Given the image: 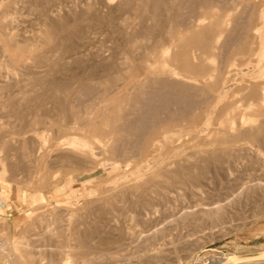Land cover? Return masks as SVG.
Masks as SVG:
<instances>
[{
  "label": "rangeland",
  "instance_id": "obj_1",
  "mask_svg": "<svg viewBox=\"0 0 264 264\" xmlns=\"http://www.w3.org/2000/svg\"><path fill=\"white\" fill-rule=\"evenodd\" d=\"M71 1L73 2L72 4H71ZM77 1L79 3L80 0H74V1L73 0H70V1L57 0L56 2H54L56 4L54 5V8L55 9L59 8V11H60L59 13L64 14V15L66 14L65 11L67 9V6L73 5L75 3L74 9L75 11L77 10L76 11L77 13L75 12L77 16L75 14L72 15V19H71L72 22L71 21L69 22L72 26L68 25V27H65V29L55 32L54 36L53 37L51 36L52 38H50L43 44L40 41L38 43L36 38L34 39L33 37L34 32L37 30L35 28L39 27V24L36 25L37 20H35L36 18L35 14H33L31 10L30 11L24 10L25 13L23 14L22 12V17L26 18L25 22H20V25L23 23L22 24L23 26L17 25L16 28L18 29H16V32H18V30H21L24 34H22V32L20 31L21 34H19L18 38L22 37L20 38V40H23V38H27V40L20 41L17 39V36H16L17 41H20L21 44H23L24 42L32 43V41H34L33 43H35L36 41V43L39 44L37 46L38 47L37 52L41 53L42 49H44L45 51L46 50L45 48H49L52 45L56 46L58 41L60 42V43L58 42L60 45L64 42L63 43V46H64L66 45L65 43L72 44L74 42L73 44H76L78 42L79 44L82 41L86 42V39H89L90 37H92L91 40L89 41L91 43H94L95 46L98 45L99 47H102L104 46V44H107V45L110 44L108 47L115 48L118 45L119 48L121 46L120 50H122L123 52L125 51L124 52L125 54L130 51L129 53L126 54V57L128 56L130 60L128 58H127L128 61L127 59L125 60V63L122 65V67L123 66L124 67L123 68L120 67V69H118L117 71V72L120 71L119 74L117 72H114V73H110V76H107V77L102 76L100 77V79L94 78L93 80H90V81L86 79L88 73H87V68L83 67L85 66L84 65L85 62H83L84 60L76 64L71 62L73 67L70 63L66 62L67 65L69 64V66L67 67L68 70L67 69L61 70L60 72H57L58 75L56 73L54 76L55 78L54 80L57 81L56 78H58V82L59 80L60 82L64 80L65 87H61L53 91L50 90L51 94H54L56 97L60 96V98L57 97V100H59L57 102H55L56 100L52 101L51 99H49L48 101V98L46 100L44 97H41L44 94L42 88L41 89H39L40 87L39 88H29L28 85L26 86L24 85V82H25L24 80L22 81L20 80L21 82L18 81L20 78L29 79L31 76L30 74L26 77L28 73L22 74L18 71L16 72L14 71L13 73L14 75L12 76L11 82L13 81L15 83L16 81V85L12 82L13 84L12 83L11 84L14 85V87L13 86L9 87L12 89L11 91L7 90L8 91L7 93L9 94V97L12 98V100H15L16 98L15 102H17V104L19 103L18 106L20 105V108L22 107V109H24L26 115L23 119L17 120L18 118L17 114L15 116V114L11 113L14 111H10L6 104H3V106L6 105L4 108H2L0 105V127H1L0 128V138L2 137L3 131L8 130L7 132H8L9 137L7 136V138L9 142L11 141L9 144L10 146H12V148H10L9 146H7L8 148L6 147L5 149L0 148L2 149L0 151V158H2V162L0 159V242H4V248L0 250V254H2L0 255V264H49V262H52L53 264H59V263L63 264L61 262L62 259H60L59 256H58L59 260L57 259V255H56V258L54 256H55L56 250L59 249V244L63 245L64 241L65 242L70 241L69 243L67 242V244H70V247L72 248V250L74 249L75 253L77 254V256L74 257L75 259H72L73 256L69 258L70 264H75V263L76 264H90V263L91 264H264V148H262L260 152L262 153L263 151L262 153L263 155L261 154V157L259 158L261 165H257L256 164L257 162H255L256 159H255V152H254L255 149L257 148L256 146L257 140L254 139L255 140L254 141L252 138L247 137L246 135H245L246 137L244 136V132L246 131L245 128L246 129L247 128L251 129L249 127L254 128L255 126H257L258 122L263 120L262 115L261 116L260 114L255 115L256 112L254 111V109H256L259 106L260 100L258 101L257 99L260 97L259 93L261 95V92H260L261 90H259L260 87L258 88V86H255L256 81H257L256 82L257 84L260 82V80L259 81L258 79L256 80L257 68H255V66H257L256 64L259 63L258 59H260V56L264 52V51L262 52V49H264L263 48L264 47L263 45L264 44V40H263L264 28H263V21H262L264 19V16L262 20L261 19L257 20L259 18H258V12H257L256 7L253 9L242 8L243 6L240 3H244L246 2V0H234V1L224 0L225 3L222 0L220 1L219 0H189L190 3H188V0H165L164 3H162V6H161V3L159 4L160 6L158 8L155 7L153 0H151L153 3L150 0H148V2L149 1L150 2L146 4L139 2V0H133V4L131 5V7L129 5L127 6V9L125 7L122 9V11L120 12L118 11V13L115 12L116 17L118 16L122 20L121 22L124 23V26L122 27V33L124 34L125 32H127L130 35L131 34L134 35L132 36L133 37L131 39L132 41L127 42V45H126V43H124V38H123L124 35L120 33L121 35L118 34L119 37L117 36V34L116 36H114L115 34L112 33V29L110 28L108 29V26H103L104 28L100 26L98 27L99 29L97 27L96 28L94 27V30L92 27H91L92 29H88V25H86L87 22L85 20L88 18L89 14L86 15V13L83 14L78 11V8L80 6H78L79 4L76 3ZM89 1L97 2L98 0H89ZM123 1H126V0H123ZM227 1L231 2L230 3L231 5ZM5 2L6 0H0V6L4 4ZM98 7H99L100 12L104 13V11H106L104 7L101 8V6L99 5ZM61 8L65 10L62 11ZM162 8L164 9L161 10ZM209 8H211V10ZM26 13L28 14V16L27 17L23 16V15H27ZM209 13L212 14L211 15L212 17L210 16ZM216 14L219 15V17ZM32 15L34 18L32 17ZM152 15L154 17H151ZM156 15L157 16L159 15L158 17L160 19ZM256 15H257V18L255 17ZM213 17L214 18L217 17V19H215V22L212 23L211 21H214ZM30 18H33L34 20L33 19L31 20ZM143 19L145 20V22H143ZM168 19H170L169 22H167ZM208 19H211V21L210 20L208 21ZM219 20H221V23L219 22ZM33 22L35 23L33 24ZM82 22H85V23L82 24ZM31 23L33 25H29ZM144 23H147L146 26L144 25ZM159 23L161 24L164 23L162 25L163 28L160 26ZM209 23H211V25L213 26L209 25ZM217 23L219 24L217 25ZM126 24L127 26H125ZM155 24L159 25L162 28L158 30L160 33L156 30L157 26L155 27ZM220 24H222V27L220 26ZM85 25L87 26V29L85 28ZM230 25H233V26H230ZM147 26L154 27V30H153L154 35H157L158 33L162 35L163 33L166 35H162V36L165 37V39L169 38L170 40L169 39L161 40L160 44H158L156 48L151 47L150 41L152 42L154 38H152V36L151 38L149 37L150 39L148 37L146 38V36L141 32L142 29ZM219 26L223 29H221ZM210 27L212 30H214V28L216 27H217L216 29L220 28L221 32H219V34H216V35L214 34L215 35L214 37L213 34L212 36L207 31V29H209ZM256 27H259V28H256ZM101 28L105 31L100 30ZM105 28L109 31H107ZM204 28H206L205 29L206 31L204 30ZM163 29L166 33L162 31ZM254 29H257V30H254ZM87 30H91L93 32L87 31ZM138 30H141V31L139 32ZM199 30L204 31V33L200 32ZM253 30L255 34L254 32H251ZM95 31L97 32L102 31V33L105 36H103L102 33H100L102 34L100 36L99 32L96 33L97 34L96 36V34H94ZM86 32L87 33L89 32V34H87ZM239 32H240V36L238 34ZM91 33L93 34L91 35ZM189 33L192 34V36ZM195 33L196 34L199 33L200 36L198 34H197L198 36L195 35ZM139 34L141 35L139 36ZM178 34L179 35L182 34L181 36L185 38L186 42L184 43L186 44L191 43L193 45L196 44L194 46L190 44L187 45L188 46L187 49L189 50L188 56H190L188 57V63H190V65L192 64L193 66H192V69L190 68L188 69L189 71H187V69L183 68V65H181L180 57L178 58V61H179L178 62L174 60L172 61L171 57L167 56V60L165 59L166 60L165 62L167 63L168 66L169 64H171V62L173 63L170 66L171 68L174 67L173 71L178 73V76H177L178 78L167 77L166 75L159 73V69L157 67L161 66V64H160V61H158L159 58L156 57L157 53L155 50L161 47H165L166 45L170 43V41H173L172 43H175L174 39L177 37ZM85 35L86 36L88 35V38L85 37L86 39H84ZM241 35L244 36L247 42L244 40L243 36ZM62 36L63 38H61ZM68 36L73 37L74 40L72 38L70 39ZM29 37L32 38L33 40L30 41L31 39ZM120 37L122 38L120 39ZM195 37H198L199 45H198V42L196 43V41L198 40H196L197 38L195 39ZM204 37H206V39L207 37L212 38V40L208 38L212 43L211 50L202 49L203 47H201L202 46L201 44L205 41ZM240 37L241 39H239ZM186 38H188V40ZM251 38L252 39L254 38V40H252ZM105 39L106 41H104ZM111 39H115L113 40L114 43H116L115 41L119 43L115 44L116 45L115 46L113 45L114 43ZM95 40H97L98 42L96 41L95 43L94 42ZM101 40L104 41V43L101 42ZM240 40H241V44L239 45V43H236V42H239ZM122 41H123V45H122ZM100 42L102 43L101 46L100 44H98ZM257 42H258V45H257ZM128 44L130 46H128ZM251 44L255 46H251ZM40 45L42 46L40 47ZM107 45H106V48H107ZM197 45L199 47L196 48ZM231 45L232 47H230ZM236 45L237 46L239 45L240 48L237 49ZM233 46L234 48L237 49L238 52H235L236 50L234 51ZM194 47L196 50L194 49ZM242 47L244 48L246 47V49ZM250 47L253 49H251ZM149 48H152L153 50L152 49L150 50ZM173 48H175V50L176 49L178 50V48L180 47L177 46ZM198 48L202 49L200 51L201 52L203 51V52L199 54ZM102 49H105V48H102ZM133 49L134 51L138 50V54L136 51H135L136 53H134ZM248 49L249 51H246ZM48 50H46V52L42 50V52L44 54L45 53L48 54L47 53ZM253 51H254L255 56L260 54L259 57L256 56V58L254 59L255 56L252 55ZM239 52L242 53L243 56L242 54H239ZM249 52L251 53L252 56H248ZM16 53H20V51H16ZM144 53L147 55H145ZM23 54L28 55L27 57L24 55L25 61L27 60L26 61L27 63L32 64V61L34 60L32 58L33 56L31 57V54L26 53V52H23ZM194 54L196 55L194 56ZM197 54L203 57L201 58V56H199L200 57L199 58ZM132 55H134L136 58L135 57L133 58ZM138 55L140 56V58H138ZM30 58H32L33 60L31 59L30 61ZM131 59H133V61ZM254 60L255 62H253ZM155 61L157 62L155 63ZM82 62H83V65H82ZM129 62L130 64H126ZM132 62L134 63L132 64ZM152 64L155 69L154 68L152 69ZM226 64L228 67L226 66ZM155 65L157 67H155ZM194 66L203 67L205 71L203 69V71L200 72V70L198 69L196 70ZM240 67L242 70L240 69ZM149 68H150V71H149ZM246 69L250 71H247ZM132 70L134 71L132 72ZM253 71H256L254 72L256 74H252ZM129 72L131 73L129 74ZM18 73H20V76ZM145 73L147 75H145ZM181 74L183 75V77ZM210 75H211V78H209V81H208L207 77H210ZM148 76H151L152 78L151 77L148 78ZM184 76L186 77L188 76L189 78L188 77L186 78ZM214 76L217 77V80H216V77L214 78ZM254 78L256 81H253ZM146 81L148 85L145 83ZM212 81L213 82L218 81V82L214 84ZM64 82H61V83H64ZM164 82H167L168 84L171 85V87L166 88L168 89L166 91H169V92H166L165 94H163L165 92L164 91L165 89L162 90L159 87L161 86L160 84ZM211 82H212V85H210ZM139 83L142 85H140ZM87 84H90L89 85L90 89L86 91L84 90L85 89L84 87ZM18 85L19 87H17ZM20 85L22 86L21 88H20ZM137 85L139 86L137 87ZM176 85H177V88L179 89H181V87L183 88L186 87V90L188 89L187 90L188 95L191 93H194L195 96H191V95H194V94H191L190 95L191 98L189 99L192 101V97L193 98L195 97L193 100L194 102L195 101L196 102L192 104L193 101L191 103L189 99L188 101L187 99L186 100L184 99V101L179 100V102L176 99H172L174 97L173 95L174 92H172V94L170 93L171 91H173L172 86L176 87ZM179 85L181 87H178ZM182 85H185V86H182ZM200 85L203 87H201ZM21 89L23 92L21 91ZM195 89H197V91H195ZM202 89L204 92L202 91ZM181 90L179 92H181L182 94L186 92L184 89L182 91ZM229 92H230V95H229ZM155 93L156 95L160 93L158 95L160 98L158 96L156 97ZM167 93H169L168 97L166 95ZM3 94L0 96H3ZM24 94L25 96L31 97V98L35 96L34 97L35 99L32 98L30 100L29 98L28 100L29 102L27 101V105L29 106L24 105L26 103H24V101H22L21 99L22 95ZM228 96L229 98H227ZM37 97H39L41 100ZM125 97L127 98V100ZM154 97H156L157 99ZM163 97L164 99H162ZM4 99L5 97H2L1 100H4ZM19 99L22 101V103L20 102ZM158 99L160 100L158 101ZM35 100H36V103H34ZM39 101H41V103ZM232 102H235V104L238 105L237 107L238 110L235 112V115H236L235 118L237 120L233 124V126L228 127L226 124L228 122L226 113L229 112L228 111L230 109L229 106H230V103ZM248 103L249 105H251V109L250 108L246 109ZM254 103L256 104L254 105ZM235 104H232V105H235ZM191 105L193 106L194 109L191 107ZM25 107L26 108L29 107V109H26ZM157 107L158 108L160 107V108L158 109ZM174 107L175 109H172ZM149 108L153 110L158 109L157 111H154V112H157L159 117L160 116L163 117L162 120L164 119V117L166 118L167 121L166 120H163V121L161 120L162 122L159 121V123H156L157 126L153 127V129L158 127L156 129L157 131L158 130L163 131L165 128L168 127L167 130L166 129L164 130L165 136L167 135L166 136L167 138L164 136H161L162 134L159 135L157 131L153 132V129L150 134H145L143 133V131L142 132L139 131V133H136L135 135L134 134L135 129L133 131V126L131 125V127H128L130 126V124L126 126L127 124L125 123L126 121L130 123L129 121L132 117H135L137 115L138 116L143 115L145 113V110H147L146 112L151 111L150 113H153L152 112L153 110H150ZM189 108H192L190 110L191 112L194 110L192 114L188 110ZM7 109L9 111H7ZM170 110L171 111L173 110V111L171 112ZM188 111L190 113H188ZM3 112H10L11 114L8 113L7 118L5 117L2 118L1 115ZM221 112L223 113V115ZM38 113H40L41 115ZM240 113L243 115L245 114L243 116V119L246 122L244 121H243L244 123L239 122L240 120L238 119L241 115ZM169 114H171V116ZM173 114L175 115V117L173 116ZM252 114H254L253 117L251 116ZM73 115L77 117L75 118L76 121L74 119L72 120ZM167 115H168V118H167ZM191 115L192 117L188 118ZM59 116H61V119L59 118ZM124 116L125 118H127L126 120ZM223 116H225L226 119H224ZM249 116L250 118H252L251 121L250 120L248 121ZM63 118L65 120L64 123H68L69 121L70 122L79 121V122L75 123L74 128H71V129L67 128L69 131L68 132L67 130H64V128L66 127H64L65 125H63ZM128 118H129V121H128ZM223 119L225 121L227 120L226 123L225 121H223ZM2 120H4L3 121L4 123L2 122ZM54 120L56 121V123ZM104 121H105V124H104ZM164 122L167 123V125L164 126L165 124ZM222 122L224 124V127H223ZM79 123H81V125ZM121 123L124 127L121 125ZM32 124H34L35 126L34 125L32 126ZM61 125L63 126V129ZM225 125L226 127L230 129L228 128L225 129ZM2 127L4 128L3 130H2ZM77 127H79L80 130ZM80 127L81 128L83 127L82 128L83 132L81 131ZM131 129L133 132L131 131ZM84 130L85 131L88 130V132H84ZM221 131L223 134L222 136L223 138L221 137L222 135ZM130 132L132 134L128 135ZM73 134L74 136H77V137H81L82 135L83 136L87 135V138H91L90 135L96 136L97 142L96 140H92V139H90V141H92L93 146L94 145L96 146V147L94 146L96 148L95 149L96 151L94 150L96 152L95 154L99 155V156L97 155L95 156L97 163H95L92 166H88L83 163L80 165L74 164V163L72 164L66 163V162L61 163V161L58 160L57 156L61 154V152L66 153L67 151V148L65 147L67 145H65L64 142L66 143V141L69 138H71ZM152 134L155 136H153ZM239 134L240 135L242 134V135L240 136ZM151 136H153L154 138V140L152 139V143L156 142V143H153L154 145L150 143L151 138H152ZM146 137L148 138L146 139ZM148 139H149V142H148ZM146 140L148 143H150L149 145L146 142ZM217 140H218V144H217ZM124 141L125 143L126 142L127 143L123 145L122 147V145L120 144L121 142L123 143ZM128 141L130 144L128 143ZM119 146L120 148H117ZM125 146H128L127 149ZM131 146L132 147L134 146V149ZM124 147L126 150H131V151L129 152V151L124 150ZM236 148H237V151H236ZM114 149L115 150L119 149V151L118 150L114 151ZM121 149L124 151L123 152L124 154L120 153ZM216 149L217 151L224 150V149H225L224 151H226V149L228 151L230 149L232 152L231 151L229 152H231L232 154L234 151L233 155H235L238 158V163L236 165H233L234 167L232 166V169L230 170L231 172L229 171L227 172L223 169L218 170L217 171L218 173L216 172L217 178L216 177L215 179L213 178L214 180L208 183L209 185L207 183L205 184L204 182L203 183L204 187L202 186L200 188L201 190L196 189V188H190L187 185H175L173 187L168 188L167 194L169 193L168 194L169 196L166 194L165 197L168 196L166 198V201L163 200V203L160 202L161 204L159 203L157 204V206L155 205V209L153 208L152 211L150 210L149 213H146V216L144 213L133 215V213H131L130 211H127L128 213L130 212L129 214H127L125 210L122 211L119 208L120 202L116 201L117 198H115V194H117L119 191L123 189L125 190V188L128 190L129 189L131 190L132 187L130 186H132L134 183L136 184L137 180L139 181L141 179L148 178L151 175H153L152 177L155 178V176H157L155 173H158L157 170H162V169L164 170L166 168L165 167L166 165L168 168L170 166L174 167V163L178 162V160L179 162L180 161L182 162L183 160V162L186 163V161L193 160V157L197 156L198 154L200 153L204 154L205 152H209V150L212 151L213 153L215 152L217 154H221L222 151L217 152ZM198 151L199 152L201 151V152L199 153ZM131 152L134 154H131ZM126 153L127 155L129 153L130 154L127 156ZM133 157L135 158L133 159ZM114 158H115V161H113ZM13 166H15L14 167L15 169L12 168ZM48 167L49 168L51 167V168L49 169ZM9 169L11 171H9ZM170 169L172 168H169L168 170ZM208 169L210 170L212 174L213 172L212 167L210 168L209 166ZM210 172H208L207 175H209ZM156 178L159 179L160 177L157 176ZM202 202L212 203L213 206L217 204L216 202H219L218 204L222 205L224 215H221L222 217L218 218V220H216L213 224L209 222L208 218L206 219V217H204L202 214H199V213L198 214L191 213L188 216H186V218L182 217L183 216L182 214L188 211H196L198 209V204ZM113 208L115 210L119 209V215L116 216L118 219L114 217V220H115L113 221L114 223H112V225H108L107 227L108 229L106 230V239L108 241V244H103L104 247H102V248H107V251L109 248V251L103 252L105 256H103L104 254L102 253V251L100 254L96 251H92L94 253L90 252L89 250L87 251V249L83 248V246L78 243L77 241L78 237L75 233H73V230L71 229H74L75 227V229L78 228V230L81 231L84 228L83 223L85 222L88 223L87 219H89L90 221V218L92 219L93 217H96V214L98 211H103V210L109 211ZM75 216H77L76 218L80 219L81 222H79V220L74 219ZM81 216L83 217L81 218ZM54 220H55V223L53 222ZM71 223L74 225L76 224V225L71 227L70 226ZM68 226H70L71 229L69 230L72 233L68 234L69 238L68 236L66 237L65 235V239L63 241L62 239L64 238V233L65 232H66L65 234L69 233V231L67 232V229H66L68 228ZM59 233L62 237L58 236ZM120 237L122 238V241L120 240V242H122L121 243L122 246L120 250H118L117 252H113V249L117 250V248H114L113 245H110L109 241L120 238ZM60 240H62L63 242L61 241L62 243L61 242L59 243ZM15 242H17L18 246L16 245ZM55 245H57L58 247H56ZM53 247L54 248L56 247V248L54 249ZM99 248L101 249V247ZM84 249H85V252H84ZM41 250H43V252ZM79 252L81 253L79 254ZM87 252L89 253V256L87 255L88 254ZM40 253L42 256L40 255ZM92 254L94 255L92 256ZM85 255H87L90 259H88L87 256L85 257ZM94 257L96 258L94 259ZM49 258H55V259H51V261H49L48 260ZM77 258L80 261L77 260V262H75ZM85 258H87L86 260H88V263H86L87 261L85 260ZM92 258L94 262L91 261ZM97 259H98V262H97ZM31 260L33 262L34 261L36 262L33 263Z\"/></svg>",
  "mask_w": 264,
  "mask_h": 264
},
{
  "label": "bare ground",
  "instance_id": "obj_2",
  "mask_svg": "<svg viewBox=\"0 0 264 264\" xmlns=\"http://www.w3.org/2000/svg\"><path fill=\"white\" fill-rule=\"evenodd\" d=\"M57 1V0H56ZM55 0H6V2L4 3V4H2L1 6H0V95H2L4 92V94H3V96H0L1 98H0V105H1V107L2 108H4L6 105L8 106V109L10 110V111H14V112H11V113H13V114H15V116H16V114H17V120L18 119H23L24 117H25V111H24V109H22V107L20 108V105L18 106V104H17V102H15V100H16V98H15V100H12V98L11 97H9V94L7 93L8 91L7 90H10L11 91V89L12 88H9V87H11V86H13L14 87V85H12L13 83L11 82V79H12V76L14 75L13 73H14V71L16 72V71H18V72H20V73H22V74H24V73H28L27 75H26V77L30 74L31 76H30V78L29 79H19L18 81H22V80H24L25 82H24V85L26 86V85H28L29 86V88H39V89H43V95L41 96V97H44L46 100H47V98H48V101H49V99H51L52 101H54V100H56L55 102H57V101H59V100H57V97H59L60 98V96H55L54 94H51V91L50 90H55V89H58V88H61V87H65V82H64V80L63 81H61V82H64V83H61L60 82V80H59V82H58V78H56L57 79V81L56 80H54L55 78H54V76H55V74L57 73V72H60L61 70H66L67 69V67L69 66V64L67 65L66 64V62H68V63H70L71 64V62L72 63H79V62H81L82 60H84L83 62H85V66H83L84 68L86 67L87 68V77H86V79H88L89 81L90 80H93L94 78L96 79V78H99L100 79V77H102V76H110V73H114V72H117L118 71V69H120V67L121 68H123L122 67V65L125 63V60L128 58V56L126 57V54L127 53H129V52H127L126 54L122 51V50H120L121 49V46H120V48H119V46L117 45H115V44H118L119 42H117V41H115L116 43H114V41L113 40H115V39H111L112 41H113V45H115L116 47L115 48H111V47H108L109 45H107V44H104V46H102V47H99L97 44V46H95L94 45V43H91L89 40H91V38L92 37H90L89 39H86V38H88V35L86 36H84V39H86V42L84 41H82V42H80L79 44H78V42L76 43V44H78V45H76V44H71V43H65L66 45H64L63 46V43H62V41H61V45L57 42V44H56V46H54V45H52L51 47H49V48H45L46 50H48V54H44L43 52H42V50L44 51V49H42L41 50V53H38L37 51H38V45L39 44H37L36 43V41H35V43H33L34 41H32L33 39L32 38H30L29 40L30 41H32V43H27V42H24V43H26V44H21V42L20 41H23V40H27V38H23V40H20V38H22V37H20V38H18L19 37V34H21L20 33V31L21 30H18V32H16V29H18V28H16L17 27V25L19 26L20 25V22H25V19L26 18H23L22 17V12H23V14L25 13V11L24 10H27V11H32L33 12V14H35V16H36V18H35V20H37V24L36 25H38L39 24V27L38 28H35V29H37L35 32H34V35H33V37H34V39L36 38V40L38 41V43H39V41L43 44V43H45L47 40H49L50 38H52L53 36H54V34H55V32H58L59 30H62V29H65V27H68V25H71L69 22L71 21V19H72V15H74L75 14V12L77 11H75V3L73 4V5H68L67 6V9H66V14L64 15V14H60L59 12V8L58 9H55L54 8V5H56L54 2H56ZM62 1V0H61ZM68 1H70V0H68ZM74 1V0H73ZM151 1V0H150ZM149 1V2H150ZM154 1V4H155V7L156 8H158L160 5V3H161V6H162V3H164V1L165 0H153ZM220 1V0H219ZM223 2H224V0H222ZM226 1V0H225ZM231 1H234V0H231ZM248 1V2H247ZM139 2H141V3H149L148 2V0H139ZM152 2V1H151ZM171 2V1H170ZM196 2V1H195ZM227 2H229V1H227ZM2 3V2H1ZM73 2L71 1V4H72ZM76 3H78V1L76 2ZM153 3V2H152ZM151 3V4H152ZM177 3V2H176ZM188 3H190V1L188 0ZM225 3V2H224ZM231 2H229V4H230ZM233 3V2H232ZM59 4V3H58ZM57 4V5H58ZM66 4V3H65ZM64 4V5H65ZM79 4V5H78ZM77 5L78 6H80L79 8H78V11L79 12H81V13H83V14H85L86 13V15H88L89 14V16H88V18L85 20L87 23H86V25H88V29H92L93 28V30H94V27L96 28H98V27H100V26H102V28H104L103 26H108V29L110 28V29H112V33L113 34H115L114 36H116V34H117V36H118V34H123L122 33V27L124 26V23L123 22H121L122 20L117 16L116 17V14H115V12L116 13H118V11L120 12V11H122V9L123 8H125L126 7V9H127V6H129L130 5V7H131V5L133 4V0H126V1H123V0H98L97 2H91V1H89V0H80L79 1V3H78ZM144 4V5H145ZM178 4V3H177ZM185 4V3H184ZM211 4V3H210ZM243 7L242 8H250V9H253V8H257V12H258V18L259 19H257V20H262L263 19V14H264V0H251V1H249V0H246V2H244V3H240ZM60 5V4H59ZM98 5L99 6H101V8L102 7H104L105 9H106V11H104V13L103 12H100V10H99V7H98ZM164 5V4H163ZM186 5V4H185ZM193 5V4H192ZM231 5V4H230ZM233 5V4H232ZM71 6V7H70ZM73 6V7H72ZM169 6V5H168ZM184 6V5H183ZM222 6V5H221ZM60 7V6H59ZM155 7H154V9H155ZM170 7V6H169ZM190 7V6H189ZM200 7V6H199ZM210 7H211V5H210ZM57 8V7H56ZM65 8V7H64ZM103 8V9H104ZM171 8V7H170ZM215 8V7H214ZM218 8V7H217ZM62 9V8H61ZM60 9V10H61ZM76 9H77V7H76ZM164 8H162L161 10H163ZM180 9V8H179ZM199 9V8H198ZM205 9V8H204ZM208 9V8H207ZM206 9V10H207ZM210 10H211V8H209ZM232 9V8H231ZM241 9V8H240ZM250 9H248V10H250ZM65 10V9H64ZM63 9H62V11H64ZM172 10V9H171ZM186 10V9H185ZM209 10V11H210ZM124 11V10H123ZM200 11V10H199ZM152 12H154V11H152ZM151 12V13H152ZM207 12V11H206ZM220 12V11H219ZM239 12H240V10H239ZM28 13V12H27ZM26 13V14H27ZM30 13V12H29ZM77 13V12H76ZM156 13V12H155ZM154 13V14H155ZM182 13V12H181ZM251 13V12H250ZM253 13V12H252ZM80 14V13H79ZM78 14V15H79ZM185 14V13H184ZM210 14V13H209ZM76 15V14H75ZM85 15V16H86ZM124 15V14H123ZM189 15V14H188ZM193 15V14H192ZM196 15V14H195ZM212 14H210V16H211ZM217 15V14H216ZM250 15V14H249ZM23 16H25V17H27L28 16V14L27 15H23ZM77 16V15H76ZM157 16V15H156ZM155 16V17H156ZM159 16V15H158ZM157 16V17H158ZM169 16V15H168ZM208 16V15H207ZM218 17H219V15H217ZM241 16V15H240ZM31 17V16H30ZM32 17H33V15H32ZM80 17V16H79ZM151 17H154L153 15L151 16ZM162 17V16H161ZM209 17V16H208ZM212 17V16H211ZM254 17V16H253ZM256 18H257V15L255 16ZM34 18V17H33ZM33 18H30L31 20L33 19ZM159 18V17H158ZM165 18V17H164ZM168 18V17H167ZM171 18V17H170ZM183 18V17H182ZM234 18V17H233ZM160 19V18H159ZM205 19V18H204ZM212 19V18H211ZM211 19H208V21L210 20L211 21ZM215 19H217V17H213V20L214 21H211L212 23L213 22H215ZM34 20V19H33ZM77 20V19H76ZM82 20V19H81ZM141 20V19H140ZM169 20L170 19H168V21L167 22H169ZM173 20V19H172ZM179 20V19H178ZM249 20V19H248ZM256 20V21H257ZM27 21V20H26ZM160 21V20H159ZM263 21V28H264V19L262 20ZM72 22V21H71ZM143 22H145V20L143 19ZM142 22V23H143ZM176 22V21H175ZM179 22V21H178ZM185 22H186V20H185ZM219 22L221 23V20H219ZM29 23V22H28ZM35 22H33V24H34ZM83 23H85V22H82V24ZM155 23V22H154ZM153 23V24H154ZM187 23H189V22H187ZM186 23V24H187ZM23 24V23H22ZM21 24V25H22ZM27 24V23H26ZM32 23L31 24H29V25H33ZM73 24V23H72ZM146 24L147 23H144V25L146 26ZM160 24V26L162 27V25L164 24H161V23H159ZM185 24V23H184ZM219 23H217V25H218ZM20 25V26H21ZM25 25V24H24ZM85 25V28L87 29V26ZM137 25V24H136ZM143 25V26H144ZM209 25H211V23H209ZM238 25V24H237ZM243 25V24H242ZM262 25V24H261ZM23 26V25H22ZM72 26V25H71ZM125 26H127V24L125 25ZM157 26V27H156ZM159 25H156L155 24V27H156V30L158 31L159 29H162L161 27H160ZM171 26V25H170ZM211 26H213V25H211ZM220 26L222 27V24H220ZM219 26V27H220ZM230 26H233V25H230ZM28 27V26H27ZM37 27V26H36ZM90 27V28H89ZM92 27V28H91ZM209 27V26H208ZM220 27V28H221ZM245 27V26H244ZM33 28V27H32ZM100 29V30H103V29ZM107 28V27H106ZM105 28V29H106ZM217 28V27H216ZM216 28H214V30H212L211 29V27L209 28V29H207V31L212 35H216V34H219V32H221V29H223V28H218V29H216ZM239 28V27H238ZM243 28V27H242ZM256 28H259V27H256ZM261 28V27H260ZM19 29H20V27H19ZM31 29V28H30ZM67 29V28H66ZM99 29V28H98ZM142 29V28H141ZM168 29V28H167ZM206 28H204V30H205ZM216 29V30H215ZM27 30V29H26ZM97 30V29H96ZM107 30V29H106ZM154 27L153 26H147V27H145V28H143L142 29V31L141 30H138L139 32L141 31L145 36H146V38L148 37H150L151 38V36H152V38H154L153 40H152V42L150 41V46L151 47H153V48H156V46H158V44H160V41L161 40H166V39H169V38H166L165 39V37H163L162 35H166V34H163L162 33V35L161 34H157V35H154L153 33H154ZM194 30V29H193ZM192 30V31H193ZM197 30V29H196ZM232 30V29H231ZM234 30V29H233ZM251 30V29H250ZM254 30H257V29H254ZM254 30L253 31H251V32H254ZM23 31H24V29H23ZM86 31V30H85ZM87 31H91V30H87ZM103 31H105V30H103ZM107 31H109V30H107ZM107 31H106V33H107ZM135 31V30H134ZM162 31H164V29L162 30ZM161 31V32H162ZM188 31V30H187ZM200 31V30H199ZM206 31V30H205ZM223 31V30H222ZM22 32V31H21ZM70 32V31H69ZM91 32H93V31H91ZM99 32V34L100 33H102V31L100 32V31H98ZM97 31H95L94 32V34H96V33H98ZM190 32V31H189ZM198 32V31H197ZM200 32H203L204 33V31H200ZM199 32V33H200ZM207 32V33H208ZM234 32V31H233ZM257 32V31H256ZM17 33H18V35H17ZM26 33V32H25ZM33 33V32H32ZM87 33V32H86ZM105 33V32H104ZM164 33H166L165 31H164ZM191 33H193V32H191ZM199 33H197L198 35H199ZM22 34H24L23 32H22ZM85 34V33H84ZM87 34H89V32L87 33ZM93 33H91V35H92ZM98 34V35H99ZM103 34V33H102ZM102 34H100V36L102 35ZM120 34V35H121ZM156 34V33H155ZM187 34V33H186ZM190 34V33H189ZM196 33H195V35H197ZM209 34V35H210ZM239 34V36H240V32L238 33ZM254 34H255V32H254ZM106 35H108V34H106ZM124 43H126V45H127V42H129V41H132L131 39L133 38L132 36H134L133 34H128L127 32H125L124 34ZM122 35V36H123ZM137 35V34H136ZM141 34H139V36H140ZM168 35V34H167ZM179 35V34H178ZM177 35V37L174 39V42L175 43H172L173 41H170V43L168 44V45H166L165 47H161V48H159V49H157V50H155L156 51V57L157 58H159V60L158 61H160V64H161V66H159V67H157L156 65H155V67H157L158 69H159V73H161V74H163V75H166L167 77H174V78H178L177 76H178V73H176V72H174L173 70H174V67H172L171 68V64H173L171 61V64H169V66L167 65V63L165 62L166 60H167V56L168 57H171V59H172V61L174 60V61H178V58L180 57V63H181V65H183V68H185V69H187V71H189L188 69H192V64L190 65V63H188V57H190V56H188L189 55V50L187 49V45H193V44H191V43H188V44H186V43H184V42H186L185 41V38H183L181 35H179L178 36ZM188 35V34H187ZM191 36H192V34H190ZM194 35V36H195ZM197 35V36H198ZM212 35V36H213ZM215 35H214V37H215ZM237 35V34H236ZM16 36H17V39L18 40H20V41H17V39H16ZM22 36V35H21ZM52 36V37H51ZM72 36V35H71ZM96 36H97V34H96ZM99 36V37H100ZM103 36H105L104 34H103ZM111 36H113V35H111ZM144 36V37H145ZM200 36V35H199ZM241 36H243V35H241ZM69 37V36H68ZM80 37V36H79ZM86 37V38H85ZM94 37H95V35H94ZM93 37V38H94ZM107 37V36H106ZM119 37V36H118ZM117 37V38H118ZM236 37V36H235ZM253 37V36H252ZM264 37V36H263ZM61 38H63V36L61 37ZM70 39L72 38L73 39V37H69ZM97 38V37H96ZM95 38V39H96ZM105 38V37H104ZM108 38V37H107ZM114 38H116V37H114ZM122 37H120V39H121ZM138 38V37H137ZM149 38V39H150ZM197 38V39H196ZM208 38H210V37H207V39ZM216 38H217V36H216ZM233 38V37H232ZM243 38H244V36H243ZM255 38V37H254ZM254 38L252 39V40H254ZM59 39V38H58ZM109 39V38H108ZM142 39V38H141ZM148 39V40H149ZM187 40H188V38H186ZM189 39H190V37H189ZM192 39V38H191ZM195 39L196 40H198V37H195ZM204 39H205V41L201 44L202 46L201 47H203L202 49H205V50H211V41L210 40H212V38H210V40L208 39H206V37H204ZM239 39H241V37L239 38ZM238 39V40H239ZM74 40V39H73ZM98 40V39H97ZM97 40H95L94 42L96 43V41ZM103 40V39H102ZM101 40V42H103L104 43V41H106V39L104 40V41H102ZM146 40V39H145ZM170 40V39H169ZM173 40V39H172ZM215 40H217V39H215ZM214 40V41H215ZM244 40H245V38H244ZM263 40H264V38H263ZM89 41V42H88ZM93 41V40H92ZM168 41V40H167ZM192 41V40H191ZM194 41V40H193ZM201 41H203V40H201ZM200 41V42H201ZM213 41V42H214ZM236 41H237V39H236ZM243 41V40H242ZM246 41V40H245ZM249 41H251V40H249ZM20 42V43H19ZM67 42V41H66ZM98 42V41H97ZM98 43V44H100V46H101V44L102 43ZM163 42V41H162ZM198 42V45H199V40L198 41H196V43ZM224 42V41H223ZM244 42V41H243ZM243 42H242V44H243ZM247 42V41H246ZM254 42V41H253ZM252 42V43H253ZM259 42V41H258ZM258 42H257V45H258ZM261 42H262V40H261ZM105 43H107V42H105ZM236 43H239V45L241 44V40L239 41V42H236ZM235 43V44H236ZM245 43V42H244ZM93 44V45H92ZM131 44V43H130ZM214 44V43H213ZM231 44V43H230ZM234 44V43H233ZM249 44H250V42H249ZM255 44V43H254ZM45 45V44H44ZM92 45V46H91ZM106 45H107V48H106ZM122 45H123V41H122ZM125 45V44H124ZM163 45H165V44H163ZM194 45H196V44H194ZM193 45V46H194ZM196 46V48L197 47H199V46ZM239 45L237 46L236 45V48L238 49V48H240L239 47ZM264 45V44H263ZM42 45H40V47H41ZM47 46V45H46ZM45 46V47H46ZM128 46H130L129 44H128ZM142 46V45H141ZM149 46V47H150ZM161 46V45H160ZM159 46V47H160ZM180 47V48H178V50L176 49L175 50V48H173V47ZM224 46V45H223ZM241 46H243V45H241ZM251 46H255V45H252L251 44ZM262 46V45H261ZM123 47V46H122ZM138 47V46H137ZM136 47V48H137ZM148 47V46H147ZM200 47V48H201ZM215 47V46H214ZM227 47V46H226ZM230 47H232V45L230 46ZM229 47V48H230ZM263 47V46H262ZM102 48H105V49H102ZM130 48V47H129ZM132 48H133V46H132ZM139 48V47H138ZM137 48V49H138ZM190 48V47H189ZM200 48H198L199 49V54L200 53H202L200 50H202V49H200ZM233 48H234V46H233ZM233 48H232V50H233ZM236 48H234V51L235 52H238L237 51V49ZM242 48H244V47H242ZM249 48V47H248ZM251 48V47H250ZM260 48V47H259ZM258 48V49H259ZM264 48V47H263ZM150 50L152 49V48H149ZM173 49V50H172ZM192 49V48H191ZM194 49H195V47H194ZM231 49V48H230ZM244 49H246V47L244 48ZM251 49H253V48H251ZM257 49V48H256ZM46 50L44 51V52H46ZM120 50V51H119ZM139 50V49H138ZM138 50H135L136 52H137V54H138ZM153 50V49H152ZM196 50V49H195ZM215 50V49H214ZM242 50V49H241ZM16 51H20V53H16ZM128 51V50H127ZM133 51H134V49H133ZM134 51V53H136ZM246 51H249V49L248 50H246ZM264 51V49H262V52ZM23 52H26V53H30L31 54V57L34 59H32V58H30V61H31V59L33 60L32 61V64H29V63H27L26 61H25V56L27 57L28 55H26V54H23ZM131 52H132V50H131ZM154 52V51H153ZM195 52V51H194ZM193 52V53H194ZM208 52V51H207ZM231 52H233V51H231ZM244 52V51H243ZM260 52H261V50H260ZM259 52V53H260ZM142 53H143V51H142ZM205 53V52H204ZM203 53V54H204ZM245 53V52H244ZM248 53V52H247ZM253 54L252 55H254V51L252 52ZM264 53V52H263ZM262 53V55L260 56V59H258L259 61V63L258 64H256L257 66H255V64H254V66H255V68H257V74L256 73H254V72H256V71H253L252 72V74H256V76H257V78H256V80L258 79V81L260 80V82L257 84L256 82V80H255V78H254V80L253 81H256L255 82V86H258V88L260 87V89L259 90H261L260 92H261V95H260V93H259V98L257 99L258 101L260 100V104H259V106L256 108V106H255V108L256 109H254V111L256 112L255 113V115L256 114H260V116L262 115L263 116V120H261L260 122H256L257 123V126H255L254 128L253 127H249V128H251V129H246L245 128V132H244V136L246 135L247 137H250V138H252L253 140L255 139V140H257V142H256V146H257V148L255 149V159H256V161L255 162H257L256 164L257 165H261L260 164V161H259V158L261 157V154L263 153V151H262V153H260L261 152V150H262V148H264V54ZM145 54V53H144ZM202 54V55H203ZM238 54V53H237ZM239 54H242V53H240L239 52ZM250 54V55H249ZM249 54H248V56H252L251 55V53L249 52ZM258 54V53H257ZM25 55V56H24ZM130 55H131V53H130ZM129 55V56H130ZM145 55H147V54H145ZM170 55V56H169ZM196 54H194V56H195ZM198 55V54H197ZM206 55V54H205ZM260 55V54H259ZM259 55H256V56H258L259 57ZM133 56V58L135 57L134 55H132ZM199 56H201V55H198V57ZM208 56V55H207ZM242 56H243V54H242ZM255 56V55H254ZM256 56L254 57V59L256 58ZM143 57V56H142ZM203 56H201V58H202ZM234 57V56H233ZM232 57V58H233ZM236 57V56H235ZM136 58V57H135ZM138 58H140V56L138 55ZM148 58V57H147ZM154 58V57H153ZM196 58V57H195ZM200 58V57H199ZM239 58V57H238ZM241 58V57H240ZM245 58V57H244ZM252 58V57H251ZM29 59V58H28ZM121 59V60H120ZM129 60H130V58H128ZM128 59H127V61H128ZM166 59V60H165ZM247 59V58H246ZM132 61H133V59H131ZM149 60V59H148ZM168 60H169V58H168ZM200 60V59H199ZM251 60V59H250ZM253 60V59H252ZM257 60V59H256ZM29 61V60H28ZM70 61V62H69ZM198 61V60H197ZM236 61V60H235ZM83 62H82V65H83ZM131 62V61H130ZM130 62L129 63H126V64H130ZM157 61H155V63H156ZM179 62V61H178ZM190 62V61H189ZM201 62V61H200ZM253 62H255V60L253 61ZM31 63V62H30ZM134 62H132V64H133ZM248 63H249V61H248ZM251 64V63H250ZM72 65V64H71ZM80 65H81V63H80ZM146 65V64H145ZM148 65V64H147ZM223 65V64H222ZM177 66V65H176ZM196 66V65H195ZM194 66V67H195ZM201 66V65H200ZM226 66H227V64H226ZM241 66V65H240ZM72 67H73V65H72ZM79 67H81V66H79ZM126 67V66H125ZM228 67V66H227ZM237 67V66H236ZM248 67V66H247ZM250 67V66H249ZM129 68H130V66H129ZM150 68H151V66H150ZM150 68H149V71H150ZM154 67H153V64H152V69H153ZM196 68V70L198 69V70H200V72L201 71H203V67H195ZM225 68V67H224ZM234 68V67H233ZM254 68V69H255ZM74 69V68H73ZM135 69V68H134ZM155 69V68H154ZM184 69V70H185ZM228 69V68H227ZM240 69H241V67H240ZM253 69V70H254ZM68 70V69H67ZM70 70V69H69ZM75 70V69H74ZM82 70V69H81ZM126 70V69H125ZM213 70V69H212ZM225 70V69H224ZM242 70V69H241ZM247 70V69H246ZM131 71V70H130ZM134 70H132V72H133ZM152 71V70H151ZM204 71H205V69H204ZM211 71V70H210ZM236 71V70H235ZM235 71H234V73H235ZM244 71V70H243ZM247 71H250V70H247ZM79 72V71H78ZM120 72V71H119ZM119 72H117L118 74H119ZM146 72H147V70H146ZM199 72V71H198ZM217 72H218V70H217ZM246 72V71H245ZM20 73H18L19 74V76H20ZM67 73V72H66ZM131 72H129V74H130ZM211 73V72H210ZM186 74V73H185ZM184 74V75H185ZM215 74V73H214ZM217 74V73H216ZM232 74V73H231ZM24 75V76H25ZM57 75H58V73H57ZM63 75V74H62ZM61 75V76H62ZM145 75H147L146 73H145ZM182 75V74H181ZM197 75V74H196ZM118 76V75H117ZM179 76H180V74H179ZM198 76V75H197ZM205 76V75H204ZM217 76V75H216ZM216 76H214V78L216 77ZM232 76V75H231ZM22 77H23V75H22ZM81 77V76H80ZM115 77V76H114ZM151 76H148V78H150ZM157 77V76H156ZM182 77H183V75H182ZM184 77H186V76H184ZM188 77V76H187ZM186 77V78H187ZM200 77V76H199ZM206 77V76H205ZM220 77V76H219ZM253 77H255V76H253ZM82 78H83V76H82ZM152 78V77H151ZM160 78V77H159ZM181 78V77H180ZM189 78V77H188ZM208 78V81H209V78H211V75H210V77H207ZM206 78V79H207ZM212 78H213V76H212ZM231 78V77H230ZM16 79V78H15ZM70 79V78H69ZM118 79V78H117ZM144 79V78H143ZM147 79V78H146ZM145 79V80H146ZM205 79V80H206ZM252 79V78H251ZM14 80V79H13ZM101 80H102V78H101ZM112 80V79H111ZM110 80V81H111ZM125 80V79H124ZM155 80V79H154ZM184 80V79H183ZM191 80V79H190ZM195 80V79H194ZM203 80H204V78H203ZM213 80V79H212ZM216 80H217V77H216ZM222 80V79H221ZM20 81V82H21ZM81 81V80H80ZM110 81H108V82H110ZM140 81V80H139ZM152 81V80H151ZM202 81V80H201ZM102 82V81H101ZM113 82V81H112ZM111 82V83H112ZM141 82V81H140ZM143 82H144V80H143ZM154 82H156V81H154ZM174 82V81H173ZM194 82V81H193ZM203 82V81H202ZM206 82V81H205ZM213 82V81H212ZM212 82L210 83V85H212ZM218 82V81H217ZM217 82H213L214 84L215 83H217ZM227 82V81H226ZM12 83V84H11ZM19 83V82H18ZM83 83H84V81H83ZM96 83V82H95ZM142 83V82H141ZM146 84H147V81L145 82ZM15 85H16V81H15V83H14ZM20 84V83H19ZM100 84V83H99ZM98 84V85H99ZM104 84V83H103ZM108 84V83H107ZM120 84V83H119ZM140 84V83H139ZM150 84V83H149ZM188 84V83H187ZM22 85V84H21ZM20 85V88L22 87ZM23 85V86H24ZM90 84H87V85H85V89L84 90H88V89H90V86H89ZM97 85V84H96ZM115 85V84H114ZM140 85H142V84H140ZM145 85V84H144ZM148 85V84H147ZM161 86H159L162 90L163 89H165L162 93L163 94H165L166 92H169V91H166V90H168V89H166V88H168V87H171V85L170 84H168L167 82H164V83H162V84H160ZM189 85V84H188ZM195 85V84H194ZM209 85V86H210ZM219 85V84H218ZM254 85V84H253ZM89 86V87H88ZM95 86V85H94ZM113 86V85H112ZM117 86V85H116ZM139 85H137V87H138ZM182 86H185V85H182ZM201 86V85H200ZM17 87H19V85L17 86ZM106 87H107V85H106ZM108 87H110V86H108ZM135 87V86H134ZM143 87V86H142ZM154 87V86H153ZM178 87H181L180 85L178 86ZM194 87V86H193ZM193 87H191V88H193ZM199 87V86H198ZM201 87H203V86H201ZM9 88V89H8ZM25 88V87H24ZM28 88V89H29ZM93 88V87H92ZM103 88V87H102ZM148 88V87H147ZM155 88V87H154ZM172 88H173V91H171V93L170 94H172V92H174V97L172 98V99H176V100H178V102H179V100H181V101H184V99L186 100L187 99V101H188V99L189 98H191V96H195V94L194 93H191V94H194V95H191V94H187V90H186V87L185 88H183V87H181V89L183 88L186 92L184 93V94H182L181 92H179L181 89H179V88H177V85H176V87L175 86H172ZM197 88V87H196ZM224 88V87H223ZM237 88V87H236ZM26 89H27V87H26ZM66 89H67V87H66ZM69 89V88H68ZM73 89V88H72ZM109 89V88H108ZM112 89V88H111ZM134 89V88H133ZM150 89V88H149ZM182 89V90H183ZM190 89V88H189ZM212 89V88H211ZM226 89H227V87H226ZM248 89V88H247ZM252 89V88H251ZM250 89V90H251ZM20 90V89H19ZM24 90V89H23ZM92 90H94V89H92ZM135 90V89H134ZM136 90H137V88H136ZM140 90V89H139ZM159 90V89H158ZM181 90V91H182ZM204 90H206V89H204ZM213 90V89H212ZM242 90V89H241ZM21 91H22V89H21ZM25 91V90H24ZM34 91V90H33ZM32 91V92H33ZM37 91V90H36ZM90 91V90H89ZM103 91V90H102ZM110 91V90H109ZM112 91V90H111ZM131 91H133V90H131ZM156 91V90H155ZM161 91V90H160ZM159 91V92H160ZM191 91V90H190ZM195 91H197V89H195ZM200 91V90H199ZM202 91H203V89H202ZM201 91V92H202ZM215 91H217V90H215ZM17 92V91H16ZM23 92V91H22ZM61 92V91H60ZM66 92H68V91H66ZM85 92V91H84ZM137 92V91H136ZM138 92H140V91H138ZM153 92V91H152ZM193 92V91H192ZM204 92V91H203ZM202 92V93H203ZM239 92V91H238ZM241 92V91H240ZM19 93V92H18ZM26 93H28V92H26ZM41 93V92H40ZM147 93V92H146ZM8 94V95H7ZM23 94V93H22ZM64 94V93H63ZM62 94V95H63ZM104 94V93H103ZM145 94V93H144ZM148 94H149V92H148ZM160 94V93H159ZM158 94V95H159ZM168 94L169 93H167L166 95H167V97H168ZM210 94V93H209ZM248 94V93H247ZM37 95H38V93H37ZM41 95V94H40ZM85 95H86V93H85ZM153 95V94H152ZM155 95H156V93H155ZM158 95H156V97L158 96ZM162 95V94H161ZM186 95H188V96H186ZM191 95V96H190ZM202 95V94H201ZM229 95H230V92H229ZM65 96V95H64ZM63 96V97H64ZM130 96V95H129ZM148 96V95H147ZM163 96V95H162ZM165 96V95H164ZM203 96V95H202ZM210 96V95H209ZM244 96V95H243ZM2 97H5V99L4 100H1L2 99ZM17 97H18V95H17ZM20 97H21V95H20ZM35 97V96H34ZM34 97H32V98H34ZM85 97V96H84ZM95 97V96H94ZM127 97V96H126ZM125 97V98H126ZM135 97V96H134ZM139 97H141V96H139ZM156 97H154V98H156ZM159 97V96H158ZM170 97V96H169ZM29 98H30V100L32 99L31 97H27V96H25V94L24 95H22V101H24V103H26V104H24V105H27V101L29 100ZM37 98H39V97H37ZM58 98V99H59ZM81 98V97H80ZM97 98V97H96ZM153 98V99H154ZM160 98V97H159ZM171 98V97H170ZM195 98V97H194ZM193 97H192V101H193V103H192V101H191V103L192 104H194L195 102H194V99ZM198 98V97H197ZM210 98V97H209ZM215 98V97H214ZM227 98H229V96L227 97ZM257 98V97H256ZM35 99V98H34ZM40 99V98H39ZM44 99V100H45ZM82 99H83V97H82ZM130 99V98H129ZM133 99V98H132ZM138 99V98H137ZM157 99V98H156ZM162 99H164V97L162 98ZM199 99V98H198ZM212 99V98H211ZM20 100V99H19ZM41 100V99H40ZM63 100V99H62ZM126 100H127V98H126ZM155 100V99H154ZM160 99H158V101H159ZM166 100H167V98H166ZM175 100V101H176ZM6 101V102H5ZM17 101H18V99H17ZM22 101L20 100V102L22 103ZM32 101H34V100H32ZM38 101V100H37ZM64 101V100H63ZM97 101H98V99H97ZM129 101H131V100H129ZM136 101V100H135ZM172 101V100H171ZM170 101V102H171ZM189 101V102H190ZM202 101V100H201ZM29 102V101H28ZM40 103H41V101H39ZM51 102V101H50ZM55 102H53V103H55ZM96 102V101H95ZM94 102V103H95ZM101 102V101H100ZM137 102V101H136ZM164 102V101H163ZM226 102V101H225ZM32 103V102H31ZM34 103H36V100H35V102ZM49 103V102H48ZM92 103V102H91ZM134 103V102H133ZM148 103V102H147ZM160 103V102H159ZM166 103V102H165ZM204 103V102H203ZM238 103V102H237ZM242 103V102H241ZM250 103V102H249ZM249 103H248V105H247V108L246 109H248V108H250L251 109V105H249ZM3 104H6L5 106H3ZM39 104V103H38ZM50 104V103H49ZM62 104V103H61ZM89 104V103H88ZM164 104V103H163ZM176 104V103H175ZM228 104V103H227ZM232 104H235V102H232V103H230V106H229V112L228 113H226V116H227V120H228V122L226 123V121L224 120V119H226V117L225 116H223L224 117V119H223V121H225V123L227 124V126L228 127H231V126H233V124L236 122V118H235V112L238 110L237 109V107H238V105L237 104H235V105H232ZM253 104V103H252ZM256 103H254V105H255ZM135 105V104H134ZM139 105H140V103H139ZM142 105V104H141ZM144 105V104H143ZM154 105V104H153ZM162 105V104H161ZM23 106V105H22ZM27 106H29V105H27ZM163 106H165V105H163ZM188 106V105H187ZM195 106V105H194ZM197 106V105H196ZM222 106H223V104H222ZM41 107V106H40ZM59 107V106H58ZM63 107V106H62ZM144 107V106H143ZM149 107V106H148ZM154 107V106H153ZM156 107V106H155ZM168 107V106H167ZM166 107V108H167ZM189 107H190V105H189ZM191 107L193 108V106L191 105ZM207 107V106H206ZM26 108V107H25ZM30 108H31V106H30ZM129 108V107H128ZM137 108V107H136ZM135 108V109H136ZM141 108V107H140ZM140 108H139V110H140ZM158 108V107H157ZM160 108V107H159ZM158 108V109H159ZM186 108V107H185ZM192 108H189L188 110L190 111ZM7 109V111H9ZM26 109H29V107H27ZM57 109V108H56ZM132 109V108H131ZM150 110H153V109H151V108H149ZM155 109V108H154ZM157 109V110H158ZM172 109H175V107L174 108H172ZM184 109V108H183ZM194 109V108H193ZM206 109V108H205ZM241 109V108H240ZM31 110V109H30ZM58 110V109H57ZM137 110V109H136ZM138 110V111H139ZM157 110H153L152 112L153 113H150L151 111H148V112H146L147 110H145V113L143 114V115H140V116H135V117H132L131 119H130V121H129V118H128V121L130 122V123H128L127 121L125 122V123H127L126 124V126L128 125V124H130V126H128V127H131V125L133 126V131H134V129H135V132H134V134L136 135V133H139V131L140 132H142L143 131V133H145V134H150L151 133V131H152V129H153V127H156L157 125H156V123H159V121L160 122H162L163 120H166V118L164 117V119L162 120V118L163 117H159L158 116V113L157 112H154V111H157ZM162 110H163V108H162ZM243 110V109H242ZM100 111V110H99ZM128 111V110H127ZM144 111V110H143ZM171 111V110H170ZM173 111V110H172ZM171 111V112H172ZM188 111V113H190ZM194 111V110H193ZM193 111L191 112V114L193 113ZM199 111V110H198ZM224 111V110H223ZM246 111V110H245ZM250 111V110H249ZM253 111V112H254ZM28 112V111H27ZM32 112H34V111H32ZM107 112V111H106ZM116 112V111H115ZM115 112H114V114H115ZM134 112V111H133ZM165 112V111H164ZM168 112V111H167ZM183 112H184V110H183ZM187 112V111H186ZM200 112V111H199ZM251 112V111H250ZM8 113H10V112H3L2 113V118H7L8 117ZM10 113V114H11ZM117 113H119V112H117ZM131 113V112H130ZM170 113V112H169ZM222 113V112H221ZM220 113V114H221ZM224 113V114H225ZM38 114H40V113H38ZM56 114V113H55ZM142 114V113H141ZM172 114V113H171ZM171 114H169L170 116H171ZM175 114V113H174ZM173 114V116L175 117V115ZM186 114V113H185ZM241 114V113H240ZM36 115V114H35ZM41 115V114H40ZM120 115V114H119ZM161 115V114H160ZM179 115V114H178ZM222 115H223V113H222ZM245 115V114H244ZM243 114H241L240 115V117H239V119L238 120H240L239 122L241 123H244V122H246V121H244V119H243V116H244ZM247 115V114H246ZM257 115V116H258ZM14 116V117H15ZM31 116V115H30ZM29 116V117H30ZM52 116V115H51ZM54 116V115H53ZM177 116V115H176ZM181 116V115H180ZM187 116V115H186ZM193 116H195V115H193ZM206 116V115H205ZM215 116V115H214ZM252 117L254 116V114H252L251 115ZM33 117V116H32ZM48 117V116H47ZM57 117V116H56ZM119 117V116H118ZM192 117V115L190 116V117H188V118H191ZM248 117V116H247ZM34 118V117H33ZM42 118V117H41ZM59 118L61 119V116H59ZM66 118V117H65ZM75 118H77V117H75V115H73V117H72V120L74 119L75 120ZM116 118H117V116H116ZM124 118H125V116H124ZM167 118H168V115H167ZM28 119V118H27ZM37 119V118H36ZM51 119V118H50ZM70 119H71V117H70ZM109 119V118H108ZM122 119V118H121ZM127 118H125V120H126ZM170 119H172V118H170ZM169 119V120H170ZM174 119H176V118H174ZM181 119V118H180ZM220 119V118H219ZM262 119V118H261ZM19 120V121H20ZM100 120V119H99ZM115 120V119H114ZM162 120V121H161ZM168 120V121H169ZM202 120V119H201ZM216 120V119H215ZM218 120V119H217ZM221 120V119H220ZM246 120V119H245ZM251 121L252 120V118H250V116H249V118H248V121ZM260 120V119H259ZM4 120H2V122H3ZM30 121V120H29ZM38 121V120H37ZM48 121V120H47ZM55 121V120H54ZM64 118H63V125H65L64 127H66V128H64V130H67L68 131V129L67 128H69V129H71V128H74L75 127V123H78V122H68V123H64ZM76 121V120H75ZM87 121V120H86ZM167 121V120H166ZM219 121V120H218ZM244 121V122H243ZM257 121H258V119H257ZM6 122V121H5ZM61 122V121H60ZM82 122V121H81ZM221 122V121H220ZM4 123V122H3ZM2 123V124H3ZM54 123V122H53ZM55 123H56V121H55ZM108 123V122H107ZM165 123V122H164ZM255 123V124H256ZM7 124V123H6ZM23 124V123H22ZM69 124V125H68ZM80 125H81V123H79ZM79 124H77V125H79ZM85 124V123H84ZM104 124H105V121H104ZM161 124V123H160ZM159 124V125H160ZM219 124V123H218ZM221 124V123H220ZM222 124H223V122H222ZM254 124V123H253ZM34 124H32V126H33ZM36 125H37V123H36ZM121 125H122V123H121ZM165 125H167V123H165L164 124V126ZM35 126V125H34ZM62 126V125H61ZM85 126V125H84ZM104 126V125H103ZM109 126H110V124H109ZM111 126H112V124H111ZM118 126V125H117ZM123 126V125H122ZM163 126V127H164ZM168 126H169V124H168ZM245 126V125H244ZM247 126V125H246ZM4 127V126H3ZM2 127V130L4 129ZM107 127V126H106ZM121 127V126H120ZM124 127V126H123ZM159 127H161V126H159ZM167 127V126H166ZM220 127V126H219ZM223 127H224V124H223ZM228 127H226V125H225V129L226 128H228ZM234 127H235V125H234ZM243 127V126H242ZM1 128V127H0ZM6 128V127H5ZM57 128V127H56ZM78 129H79V127H77ZM81 128V127H80ZM83 128V127H82ZM82 128H81V131H82ZM102 128V127H101ZM112 128H113V126H112ZM115 128V127H114ZM158 128V127H157ZM157 128H155V129H153V132L154 131H157L156 129ZM218 128V127H217ZM62 129H63V126H62ZM160 129V128H159ZM162 129V128H161ZM166 130L168 129V127L167 128H165ZM164 129V130H165ZM228 129H230V128H228ZM1 130V131H2ZM80 130V129H79ZM129 130V129H128ZM160 131V130H158L157 132L159 133V135H161V136H164V137H166L165 136V131ZM215 130V129H214ZM8 130H4L3 131V133H2V137L0 138V148H6L7 146H9L10 148H12V146H10V142H9V140H8V138H7V136H8V132H7ZM73 131V130H72ZM78 131V130H77ZM105 131V130H104ZM114 131V130H113ZM131 131H132V129H131ZM132 131V132H133ZM226 131V130H225ZM234 131V130H233ZM64 132V131H63ZM69 132V131H68ZM83 132V131H82ZM84 132H88V130L87 131H85L84 130ZM110 132V131H109ZM126 132V131H125ZM156 132V133H157ZM72 133V132H71ZM80 133V132H79ZM155 133V134H156ZM157 133V134H158ZM214 133V132H213ZM227 133H229V132H227ZM232 133V132H231ZM75 134V133H74ZM74 134L72 135V137L71 138H67L68 140L66 141V143L64 142V144L65 145H67V146H65L66 148H67V151H66V153H62L61 152V154H59L57 157H58V160H60L61 161V163L62 162H66V163H74V164H86V165H88V166H92V165H94L95 163H97L96 162V155L97 156H99L98 154H95L96 152V146L94 147L93 145H92V141H90V139H92V140H96V142H97V138H96V136H94V135H90L91 136V138H87V135L86 136H81V137H77V136H74ZM99 134V133H98ZM101 134V133H100ZM128 134V133H127ZM126 134V135H127ZM130 134H132L131 132L128 134V135H130ZM133 134V135H134ZM221 134H222V131H221ZM234 134H236V133H234ZM242 134H243V132H242ZM241 134V135H242ZM125 135V136H126ZM138 135V134H137ZM153 135V134H152ZM158 135V136H159ZM240 135V134H239ZM238 135V136H239ZM240 135V136H241ZM150 136V135H149ZM153 136H155V135H153ZM153 136H151L152 138H151V141H150V143L151 144H153V143H156V142H153L152 143V139L154 140V138H153ZM223 136V134L221 135V137ZM234 136V135H233ZM245 136V137H246ZM9 137V136H8ZM45 137V136H44ZM134 137V136H133ZM136 138V137H135ZM148 137H146V139H147ZM167 138V137H166ZM220 138V137H219ZM223 138V137H222ZM222 138H221V140H222ZM225 138V137H224ZM238 138V137H237ZM239 138H241V137H239ZM243 138V137H242ZM34 139V138H33ZM39 139V138H38ZM124 139V138H123ZM128 139V138H127ZM226 139V138H225ZM36 140V139H35ZM66 140V139H65ZM131 140V139H130ZM134 140H136V139H134ZM133 140V141H134ZM216 140V139H215ZM220 140V139H219ZM254 140V141H255ZM59 141V140H58ZM111 141V140H110ZM115 141V140H114ZM122 141V140H121ZM125 141H127V140H125ZM125 141L122 143L121 142V144L120 145H122V147H123V145H125L126 143H125ZM253 141V142H254ZM95 142V143H96ZM146 142H147V140H146ZM145 142V143H146ZM148 142H149V139H148ZM147 142V143H148ZM159 142V141H158ZM224 142V141H223ZM98 143H99V141H98ZM106 143V142H105ZM110 143V142H109ZM120 143V142H119ZM128 143H129V141H128ZM133 143H135V142H133ZM150 143H148V145L150 144ZM24 144V143H23ZM61 144V143H60ZM97 144V143H96ZM130 144V143H129ZM137 144V143H136ZM143 144V143H142ZM217 144H218V140H217ZM228 144V143H227ZM12 145V144H11ZM107 145H108V143H107ZM128 145V144H127ZM135 145V144H134ZM139 145H140V143H139ZM145 145V144H144ZM154 145V144H153ZM226 145V144H225ZM34 146V145H33ZM61 146V145H60ZM130 146V145H129ZM25 147V146H24ZM40 147V146H39ZM100 147V146H99ZM112 147V146H111ZM111 147H110V149H111ZM126 147V149H127V147L128 146H125ZM125 147H124V150H126L125 149ZM132 147V146H131ZM130 147V148H131ZM220 147V146H219ZM255 147V146H254ZM8 148V147H7ZM62 148H63V146H62ZM65 148V149H66ZM102 148H103V146H102ZM117 148H120V146L119 147H117ZM129 148V149H130ZM133 149H134V146L132 147ZM2 149H0V151L2 150ZM41 149V148H40ZM108 149H109V147H108ZM139 149V148H138ZM138 149H136V150H138ZM143 149V148H142ZM206 149V148H205ZM63 150H64V148H63ZM95 150V151H94ZM118 151H119V149H117ZM117 150H115L114 149V151H117ZM122 150V149H121ZM121 150H120V153L121 154H124L123 152V150H122V152H121ZM220 150V149H219ZM225 150V149H224ZM224 150H220V151H217V149H216V151L217 152H221V154H217V153H213L212 151H210L209 150V152H205L204 154H201L199 151V153L200 154H196L197 156H195V157H193V160H191V161H186V163H184L183 162V160H182V162L180 161L179 162V160H178V162H176V163H174V167H169V168H172V169H170V170H168L169 168L167 167V165L164 167L165 169L163 170H157L158 171V173H155L158 177H160L159 179L158 178H156L157 176H155V178H153L152 176L153 175H151L150 177H148V178H145V179H141V180H137V182H136V184L134 183L132 186H130V187H132V189L130 190H128V189H126L125 188V190L123 189V190H121V191H119L117 194H115V198H117L116 199V201H119L120 202V209L122 210V211H130L131 213H133V215L135 214H145V216H146V213H149V211L151 210L152 211V209L154 208L155 209V205L157 206V204H159L160 202H162L163 203V200H165L166 201V198L169 196L168 194H167V192H168V188H170V187H173V186H175V185H187V186H189L190 188H196V189H199V190H201L200 188L203 186L204 187V182H205V184L207 183H210V182H212L214 179H215V177H216V172L218 171V170H225V171H229V172H231L230 170L232 169V166L233 165H236L237 163H238V158L235 156V155H233L234 154V151H233V154L231 153L232 151L229 149L228 151H227V149H226V151H224ZM243 150H245V149H243ZM251 150V149H250ZM21 151V150H20ZM25 151V150H24ZM104 151H106V150H104ZM126 151H131V150H126ZM141 151V150H140ZM224 151V152H223ZM229 151H231V152H229ZM236 151H237V148H236ZM248 151V150H247ZM22 152V151H21ZM31 152V151H30ZM64 152V151H63ZM197 152V153H198ZM57 153V152H56ZM60 153V152H59ZM128 153V152H127ZM127 153H126V155H127ZM139 153V152H138ZM130 154V153H129ZM128 154V155H129ZM131 154H134V153H132L131 152ZM248 154V153H247ZM25 155H26V153H25ZM116 155V154H115ZM127 155V156H128ZM263 155V154H262ZM119 156V155H118ZM6 157H8V156H6ZM17 157V156H16ZM21 157V156H20ZM19 157V158H20ZM23 157V156H22ZM56 157V158H57ZM121 157V156H120ZM123 157V156H122ZM139 157V156H138ZM24 158V157H23ZM28 158V157H27ZM53 158V157H52ZM104 158V157H103ZM131 158V157H130ZM135 157H133V159H134ZM178 158V157H177ZM182 158V157H181ZM1 159V162H2V158H0ZM38 159V158H37ZM102 159V158H101ZM109 159V158H108ZM125 159V158H124ZM4 160V159H3ZM18 160V159H17ZM54 160V159H53ZM105 160V159H104ZM112 160V159H111ZM121 160H123V159H121ZM120 160V161H121ZM129 160V159H128ZM101 161V160H100ZM103 161V160H102ZM113 161H115V158H114V160ZM127 161V160H126ZM246 161V160H245ZM21 162H22V160H21ZM49 162V161H48ZM252 162V161H251ZM53 163V162H52ZM56 163V162H55ZM104 163V162H103ZM103 163H101V164H103ZM119 163V162H118ZM122 163V162H121ZM17 164H19V163H17ZM48 164V163H47ZM51 164V163H50ZM50 164H49V166H50ZM54 164V163H53ZM70 164V165H71ZM73 164V165H74ZM111 164V163H110ZM125 164V163H124ZM164 164V163H163ZM171 164V163H170ZM255 164V165H256ZM12 165H14V164H12ZM55 165V164H54ZM63 165V164H62ZM103 165H105V164H103ZM143 165H145V164H143ZM240 165V164H239ZM11 166V165H10ZM32 166V165H31ZM43 166V165H42ZM84 166V165H83ZM210 166V168L212 167V170H213V172H212V174H211V172H210V170L208 169V167ZM15 166H13L12 168H14ZM82 167V166H81ZM120 167V166H119ZM124 167V166H123ZM234 167V166H233ZM9 168V167H8ZM33 168H34V166H33ZM49 168V167H48ZM51 168V167H50ZM49 168V169H50ZM59 168V167H58ZM106 168V167H105ZM122 168V167H121ZM142 168V167H141ZM144 168V167H143ZM256 168V167H255ZM260 168V167H259ZM11 169V168H10ZM9 169V171H11ZM15 169V168H14ZM20 169V168H19ZM77 169V168H76ZM130 169V168H129ZM209 171H208V170ZM141 170V169H140ZM17 171V170H16ZM69 171H70V169H69ZM147 171V170H146ZM210 172V174L209 175H207L208 174V172ZM47 172V171H46ZM224 172V171H223ZM9 173H11V172H9ZM14 173V172H13ZM218 173V172H217ZM141 174V173H140ZM145 174V173H144ZM229 174V173H228ZM11 175V174H10ZM139 175V174H138ZM13 176V175H12ZM11 176V177H12ZM120 177V176H119ZM136 178V177H135ZM143 178V177H142ZM214 178V179H213ZM217 178V177H216ZM218 180V179H217ZM203 181V182H202ZM221 181V180H220ZM201 184H203V185H201ZM213 184V183H212ZM215 184V183H214ZM130 185V184H129ZM209 185V184H208ZM211 185V184H210ZM207 186V185H206ZM129 187V188H130ZM178 187V186H177ZM120 189H122V188H120ZM128 190V191H127ZM166 194L168 195L167 197H165L166 196ZM111 197V196H110ZM114 197V196H113ZM168 200V199H167ZM164 201V202H165ZM170 201V200H169ZM168 201V202H169ZM217 204L215 205V206H213V204L212 203H209V202H202V203H200V204H198V209L196 210V211H188V212H186V213H184V214H182L183 216L182 217H184V218H186V216H188L189 214H191V213H199V214H202L204 217H206V219L208 218L209 219V222H211V224H213L216 220H218V218H221L222 216L221 215H224L223 214V209H222V205H220V204H218L219 202H216ZM110 204V203H109ZM161 204V203H160ZM117 205V204H116ZM212 205V206H211ZM93 206H94V204H93ZM114 206V205H113ZM116 207V206H115ZM64 208V207H63ZM107 209V208H106ZM117 209V208H116ZM195 209V208H194ZM178 210V209H177ZM121 212V211H120ZM129 212V213H130ZM68 213V212H67ZM89 213V212H88ZM128 212H127V214H129ZM72 215V214H71ZM70 215V216H71ZM86 215V214H85ZM90 215H91V213H90ZM119 215V209H117V210H115L114 208L113 209H111V210H109V211H107V210H103V211H98L97 212V214H96V217H93L92 219L90 218V217H88V218H90V221H89V219H87V221H88V223L87 222H85V223H83V226H84V228L81 230V231H79L78 230V228H76L75 229V227H74V229H71L70 228V226L71 227H73V226H75L74 224H70V226H68V228H66L67 229V232L69 231V233H67V234H65L64 233V238L62 239L63 241H64V239H65V235H66V237L68 236V234H70V233H72L69 229H71V230H73V233H75L76 235H77V241H78V243L79 244H81L82 246H83V248H85V249H87V251L89 250L90 252H92V251H96V252H98L99 254L101 253V251H102V253L103 252H108L109 251V248H108V251H107V248H102V247H104V245L103 244H108V241H107V239H106V230L108 229L107 227H108V225H112V223H114L113 221H115L114 220V217L115 218H117L116 216H118ZM89 216V215H88ZM95 216V215H94ZM179 216V215H178ZM194 216H195V214H194ZM72 217H74V216H72ZM77 216H75V218L74 219H76V220H79V222H81V220L80 219H78V218H76ZM83 216H81V218H82ZM190 217V216H189ZM85 218H86V216H85ZM85 218H84V220H85ZM74 219H73V221H74ZM118 219V218H117ZM183 219V218H182ZM46 220V219H45ZM54 223H55V220L53 221ZM83 222V221H82ZM49 223V222H48ZM52 223V222H51ZM68 223V222H67ZM75 223V222H74ZM77 223V222H76ZM46 224V223H45ZM79 224V223H78ZM49 226V225H48ZM66 227V226H65ZM115 227V226H114ZM49 228V227H48ZM51 228H52V226H51ZM50 229V228H49ZM65 229V230H66ZM50 231V230H49ZM156 231V230H155ZM48 232V231H47ZM51 232V231H50ZM49 235V234H48ZM58 236H61L60 235V233L58 234ZM72 236V235H71ZM62 237V236H61ZM68 238H69V236H68ZM62 240H60L59 241V243L62 241ZM67 240V239H66ZM120 240L122 241V238L120 237V238H117V239H113V240H110L109 241V243H110V245H113V247L114 248H117V250L116 249H113V252H117L118 250H120V248H121V246H122V242H120ZM62 241V242H63ZM61 242V243H62ZM67 242L69 243L70 241H64L63 242V245H60L59 243V249H57L56 250V252H55V258H56V255H57V259H58V256L60 257V259H62L61 260V262L63 263V264H70V260H69V258L71 257V256H73L72 257V259H75L74 257H76L77 256V254L75 253V251H74V249L72 250V248L70 247V244H67ZM16 243V245H17V242H15ZM73 244H74V242H73ZM15 245V246H16ZM30 245V244H29ZM102 245V246H101ZM18 246V245H17ZM44 246V245H43ZM56 247H58L57 245H55ZM61 246V247H60ZM55 247V248H56ZM99 247H101V249L99 248ZM105 247H106V245H105ZM2 248H4V242H0V250L2 249ZM54 248V247H53ZM54 248V249H55ZM30 249V248H29ZM85 249H84V252H85ZM112 249V248H111ZM49 250V249H48ZM114 250H116V251H114ZM42 252H43V250H41ZM40 252V251H39ZM83 252V251H82ZM160 252V251H159ZM170 252V251H169ZM37 253V252H36ZM45 253H46V251H45ZM49 253V252H48ZM54 253V252H53ZM81 252H79V254H80ZM88 253V252H87ZM92 253H94V252H92ZM97 253V254H98ZM110 253V252H109ZM104 254V253H103ZM153 254H155V253H153ZM0 255H2V254H0ZM31 255V254H30ZM40 255H41V253H40ZM50 255V254H49ZM88 256H89V253L87 254ZM87 255H85V257L87 256ZM94 254H92V256H93ZM42 256V255H41ZM52 256H53V254H52ZM87 256V258L88 259H90L89 257ZM96 256V255H95ZM99 256V255H98ZM103 256H105V254L103 255ZM102 256V257H103ZM45 257V256H44ZM46 258V257H45ZM55 258H49L48 260L49 261H51V259H55ZM87 258H85V260L87 259ZM96 257H94V259H95ZM31 259H33V258H31ZM103 259V258H102ZM59 260V259H58ZM77 260L78 261H80L78 258L75 260V262H77ZM32 261V260H31ZM48 261V262H49ZM57 261V260H56ZM87 262L86 263H88V260H86ZM92 262H94L93 261V258H92V260H91ZM33 262V261H32ZM34 262H36V261H34ZM33 262V263H34ZM54 262V261H53ZM83 262H84V260H83ZM89 262H90V260H89ZM97 262H98V259H97ZM96 262V263H97ZM183 262V261H182ZM15 263V262H14ZM17 263V262H16ZM38 263V262H37ZM53 264L52 262H49V264ZM59 264H61V263H59ZM76 264V263H75ZM91 264V263H90Z\"/></svg>",
  "mask_w": 264,
  "mask_h": 264
}]
</instances>
